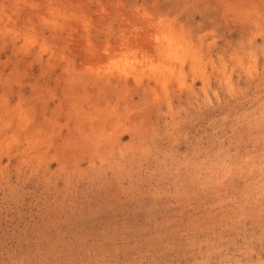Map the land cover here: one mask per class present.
Here are the masks:
<instances>
[{
	"label": "rangeland",
	"instance_id": "374dc122",
	"mask_svg": "<svg viewBox=\"0 0 264 264\" xmlns=\"http://www.w3.org/2000/svg\"><path fill=\"white\" fill-rule=\"evenodd\" d=\"M0 264H264V0H0Z\"/></svg>",
	"mask_w": 264,
	"mask_h": 264
},
{
	"label": "bare ground",
	"instance_id": "6f19581e",
	"mask_svg": "<svg viewBox=\"0 0 264 264\" xmlns=\"http://www.w3.org/2000/svg\"><path fill=\"white\" fill-rule=\"evenodd\" d=\"M156 39H157V38H156ZM156 39H155V40H156ZM168 50H169V49H168ZM175 60H176V59H175ZM131 68H132V67H131Z\"/></svg>",
	"mask_w": 264,
	"mask_h": 264
}]
</instances>
